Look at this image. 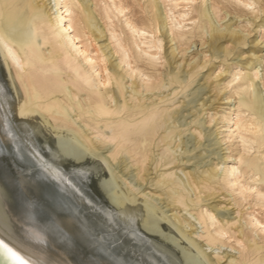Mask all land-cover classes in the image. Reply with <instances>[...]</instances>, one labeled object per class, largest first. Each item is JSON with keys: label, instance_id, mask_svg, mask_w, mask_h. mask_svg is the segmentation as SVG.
<instances>
[{"label": "bare ground", "instance_id": "bare-ground-1", "mask_svg": "<svg viewBox=\"0 0 264 264\" xmlns=\"http://www.w3.org/2000/svg\"><path fill=\"white\" fill-rule=\"evenodd\" d=\"M34 1L36 4L39 3L36 8L29 4L28 10L23 7L21 10L16 11L18 3L23 4V0H0V245L7 244L20 257L19 260H13L5 249L0 247V264H138V262L139 264H184L181 257L172 250L170 245L162 242L151 232L158 230L157 225H159V222L158 219L156 220L148 214L149 205L146 202H144L145 205L142 203L143 206L136 205L133 207L127 205L126 201L133 203L129 200V197H126L124 201L123 197L115 193L112 197H108L107 201L100 194V190L98 191L92 183L90 188H92L93 193H90L85 185L87 172L83 169L82 163L69 164L68 160L64 158L68 155L64 153L61 147L55 146L50 139L44 137L42 135L43 131L37 124L38 122H32V119L39 121L43 128L53 129L55 127L60 129L62 126L68 125V115H71L69 112H72L75 105L81 111H84L86 106H90L87 113L95 121L103 116L110 115V113L116 115L117 112L124 109L125 102L118 104L116 110L112 111L105 108L104 102L110 101L112 98L116 101L114 97L122 95L123 89L118 81H115L117 89L114 94L112 90L106 88V85L109 84V77L121 64H125L128 69L125 65L124 68L131 73L137 71V75H141L143 78L140 77L142 82L139 83V86L134 87L132 85L134 87L132 91H136L138 87L146 90L159 88V85L154 83L158 82L160 77L158 70L153 71L151 74H143L138 67H131L132 61H128L131 58L129 57V51L132 57L138 61L143 60V55L151 57L157 55L156 52L161 47L160 37L166 38L168 26L170 27L169 31L173 33L171 24L174 20L176 23L173 27H179L184 25L186 21L189 22L195 19L194 17L189 18V14L185 10L188 7L192 8L191 4L194 0H162L163 3L171 2L173 6L170 4V11L178 9L177 14L173 17L166 14L165 22L157 14L158 16L154 15L155 17L148 20L147 24L144 22L136 24L129 17L127 18V14H124L127 8L121 0H101L104 1L101 13L106 20V26L113 27V16L121 17L124 20H120L115 27L120 28L123 32H128L126 41L131 42V48L128 49L127 44L121 40L120 34L117 33V29H109V39L116 42V45L112 48L113 52L110 51L109 54V51L105 53L108 44L105 46L100 44L97 46V50H92V44L88 43L89 40L87 41L86 36H92L93 29H91L92 24L88 21V15L92 9H89L86 0ZM235 1H239V4L240 2L243 3L246 7L247 5L251 6L253 3L250 0ZM214 7L217 8L215 4ZM195 12L194 15L200 20L203 16L202 11L195 10ZM49 16H53V18ZM48 24H51L54 32L49 31ZM202 27L198 25L197 28ZM43 29L48 32L43 31ZM218 31L215 30L212 33L208 42V50L216 58L222 51L224 40L227 39L232 43L241 40L237 32L227 36ZM36 33L42 39L41 44L43 40L59 37L60 42L57 41V44L60 47L57 53L46 55L44 51H41L42 48L40 49L38 46L40 41L39 43L36 41ZM183 35H178V41H181ZM93 39L96 40L97 38L93 37ZM169 42H172V39ZM143 44H148L149 49L153 48L157 51L152 53L145 48H141ZM61 50H66L69 55L60 54L59 51ZM98 50L101 52L99 58L103 62L100 65L98 64L99 58L95 55ZM114 53L119 54V61L115 63L112 60ZM168 54L171 56L170 59L174 60L176 58L173 47ZM80 64L86 70L82 71ZM150 65L152 64L150 63ZM248 65L250 64L248 63L246 66ZM195 68L196 66L192 65L191 72ZM255 73H250L251 75L248 78H236L237 74H234L231 79V81L239 79L236 85L233 84L235 89L232 94L239 96L238 92L244 90L243 97L241 96L239 101L237 100L238 108H235L234 118L220 117L224 121L222 132H227L229 135V137H224L223 142H226L225 139L228 138L234 139L239 145V149H235L237 150V157L230 158L226 156L225 159L228 160L225 161L224 159L223 163L225 164L222 168L224 170L221 182L225 185L229 184L233 188L232 192L236 190L243 201L251 196L252 199L255 197L256 201L253 205L262 210L264 208V185L258 188V185L241 182L240 180L247 172H253L255 176L259 173L258 179L254 182L264 183V171L262 172L259 168L258 160H246L244 158L254 144L258 145L256 148L264 146L262 145L264 143V135L262 134L264 122L263 120L255 122L252 117L247 116L248 118L244 119L238 115L240 112L239 107L252 110L253 116L260 114V108L258 109L255 106L253 99L247 96V92H245L251 86L250 81L256 78ZM62 75L66 76V80L62 79ZM7 76L10 78V83ZM177 79H174L176 83ZM151 81H153L152 85H148ZM187 82L184 79L179 84L182 85L183 83L186 87ZM64 83L69 84L78 91H83L85 98L82 97L83 99L76 101L75 104L73 100L77 99L76 94L68 90L69 92L64 93V99H55L54 94L62 92L61 86ZM111 94H113V97ZM53 95L55 96L54 99L52 98ZM130 96H132L131 93ZM205 104V101L200 103L199 110ZM196 109H192L193 112H196ZM131 115H140V120L131 125L141 132V134L137 132L133 134L137 140V146L145 143L142 148L150 146L157 129L162 126V123H156L157 115L151 110L139 109L133 111ZM170 115L173 116V114ZM56 121L61 122L58 127L54 124ZM102 123H104L103 127L107 128L110 125H115L114 136L111 139L116 138V135L120 132H123L125 136L130 133L127 127L122 126L124 125L123 121L108 122V120H105ZM78 128L80 129L79 126ZM169 133H164L161 136L156 144L157 147L161 141L168 138ZM82 140L92 145L90 136L83 135ZM120 142H122L121 139ZM182 143L184 142L182 141ZM180 144H177L178 149H182L184 146L181 147ZM161 150L160 157H162L163 151L170 152L171 148L167 144ZM109 155L110 157L114 156L112 152ZM163 156L165 155L163 154ZM99 159L102 166L108 167V159L102 157ZM176 161L170 159L164 164L172 165L176 164ZM177 162L176 166L173 167L175 172H162L148 180L149 187L152 186L155 189L153 195L161 191L157 194V197L164 195L165 199H172L171 196L175 193L173 189L163 192L165 189L162 190V186L172 184L171 178L176 174V171H180L185 175L186 184L193 191L215 176L213 167H195L185 172V168L180 164L182 160L179 159ZM231 162L243 164L244 170L241 171ZM141 181L144 183L143 179ZM137 189L135 188L134 191H137ZM172 201L174 200L172 199ZM217 208L222 207L212 205L209 208L206 207V209L202 207L196 212L197 219L203 225L205 231L197 237L205 241L207 245L214 247L216 245L222 246L227 240L233 238L236 246H238L237 248H241V251H239L241 258L245 260L248 254L245 251V242L241 240L242 237L235 238L232 235L226 237L236 221L225 217ZM190 213L192 212L190 211ZM215 214H218V217ZM161 218L172 228H169V231L175 233L184 243H188L190 251L196 249L199 256L197 258H200L204 264H211L212 262L213 264L239 263L231 255L225 258L215 253V256L212 257L215 259H212L209 256L207 257L203 251L198 250L197 242L193 239L194 234H197L195 228L192 227L193 225L185 223L184 219L181 221L180 216L173 217L163 212ZM247 219L246 225H251L264 235V221L258 219L254 214H250ZM180 221L185 223L186 229L181 226L183 223ZM235 236L237 235L235 234ZM117 237L120 238V242H117ZM263 263L264 256L256 258L252 262V264Z\"/></svg>", "mask_w": 264, "mask_h": 264}, {"label": "rangeland", "instance_id": "rangeland-1", "mask_svg": "<svg viewBox=\"0 0 264 264\" xmlns=\"http://www.w3.org/2000/svg\"><path fill=\"white\" fill-rule=\"evenodd\" d=\"M23 1V4L18 3V9L16 11L21 10L23 7H25V10H28L29 4L36 8L39 4H36L34 0ZM86 1L89 9H92L88 15V21H90L92 24L91 29H93V34L92 36H86L87 41L89 40L88 43L92 44L91 49L97 50L98 45L102 44L105 46L108 44L105 53L108 51V54L110 51L113 52L112 48H114L116 42H114L112 39H109L110 32L108 30L111 28L117 29V33L120 34L121 40L126 43L127 48L130 49L131 42L126 41L128 32H123L120 28L115 27L119 24L120 20L124 19L113 16L114 25L113 27H108L106 26V20L101 13V7H103L104 1ZM121 1L122 4L127 8V11H125L124 14H127V18L129 17L136 24H140L142 22L147 24L148 20H151L152 17H155L157 14L161 16L165 22L166 14H168L170 17H173L178 11V9H172L170 11V4L172 3H163L162 0ZM250 1L253 3L251 6L247 5L246 7V5L243 3L240 2L239 4V1L235 0H194V2L191 4L192 8L188 7L185 10L188 12L189 18L194 17L195 19L189 22L186 21L184 23V25L186 24L185 27L184 25L173 27V25L176 23L174 20V22L171 24L173 33L172 31H169L170 27L168 26V35L166 38L163 36L160 37L161 47L158 49V51L153 48L149 49L148 44L141 45V48H145L152 53L157 51L156 53L160 57L157 55L154 57L143 55V60L138 61L132 57V54L129 51V57L131 58L128 59V61H132L131 67H138L143 72V74H151L153 71L158 70L160 77L158 82L156 81L154 83L159 85V88L146 90L144 88L138 87L136 91H132L135 86H139V83L142 82L141 80L143 78L141 75H137V71L131 73L130 71L126 70L127 67L125 64L124 65L126 68H124V65L121 64V68L120 65L119 68L113 71L114 76L112 75L109 77V84L106 85V88L112 90V93L114 94L117 89V86H115V81H118L121 83L123 89L122 95H117L114 97L116 98V101L112 98L110 101L107 100L104 102L105 108L110 111L116 110L118 104L125 102L124 109L117 112L116 115L110 113V115L103 116L101 119H96V121H99L96 122L92 117L88 116L89 113L87 112L90 110V106H86L84 111H81L75 105L72 112H69L71 115H68V125L62 126L60 129L55 127H53V129L48 127L43 128L39 121L32 119V122H38L37 124L43 131H41L42 135L50 139L52 144L55 146L59 148L61 147L64 153L68 155L67 157H64L65 160H68V163L71 162V165H75L76 162L82 163L81 165L83 169H85L87 172L85 185L90 193H93L92 188H90V184L92 183V185L98 189V191L100 190V194L107 201V198L112 197L113 193H115L123 197L122 199L124 201L126 200V197H129V200L133 203L126 201L127 205L133 207L136 205L143 206L144 202H146L149 205L148 209H150H147L149 212L148 214H150L153 218H156V220L158 219L157 221L159 222V225H157L158 230L156 232H151L155 237L162 240V242L170 245L172 250L181 257L184 264H204V262L200 258H197L199 256L197 255L196 249L190 251L187 242L184 243L176 236L175 233H173L171 230H168L170 227L165 222V220L163 221L161 218L163 212L167 215H172L173 217L180 216L181 221L184 219L185 223L187 222L188 224L193 225L192 227L195 228L197 233L196 235L194 234L193 239L195 242H197L198 250L203 251L207 257L209 256L212 258L215 256V253L219 254L221 257L224 256L225 258L231 255L239 261L237 264H252L256 258L264 256V235L258 230L254 229L251 225H246V221L248 220L247 218L250 216V214H254L258 219L264 221V208L261 210L258 206L253 205V203L256 201L255 197L252 199L251 196L247 200H241V197L236 190V192H232L233 188L229 186V184H226L228 185L226 186L221 182V176L224 170L222 168L225 164L223 163L224 159L226 156L230 158L237 157L236 151L239 149V145L234 139L228 138L225 139L226 142H223L224 137H229V135L227 132H222L224 129L222 127V125H224L222 118H234L236 114L235 110L238 108L239 98L241 96L243 97L244 90L238 92L239 96L236 95L238 98L232 94L235 89L234 85L239 82V79L231 81L234 74H237L236 78H248V76L251 75L250 73L256 72V78H253L250 81L251 86L246 89L245 92H249V94L246 93V95L253 99L255 106L258 109L260 108V114L258 116H253L252 110L239 107V113L243 115L239 113L238 115L244 119L248 118L247 116L252 117L255 119V122H259L261 120L264 122V0ZM255 2L257 5L254 4ZM213 3L217 6V8L214 7ZM195 10L202 11L203 16L200 18V20L196 18V15H194L196 14ZM49 17L53 18V16ZM198 25L203 27L198 29ZM48 28L49 31L54 32V28L51 26V24H48ZM215 30H220L221 32H218L224 33L227 36L230 34L233 35V33L237 32L241 37V40L236 41L235 43L227 41V39L224 40L222 42V51L219 53L217 58L216 56L214 57L213 54H211L208 50L209 38ZM43 31L48 32L46 29H43ZM179 34H184L181 38V41H178ZM93 37L97 39L94 40ZM171 39L172 42H169ZM36 41L37 43L40 41L38 46L40 49L42 48L41 51H44L46 55H51V53L56 54L58 48L60 47V45L57 44V41L60 42V38L57 36L54 39L43 40V43L41 44L42 39L39 34L36 33ZM201 43L203 44L201 45ZM61 46L63 47V45ZM172 47L174 50V55H176L174 60L170 59L171 56L168 54ZM99 52L100 50H98L95 54L98 58L101 54V52ZM59 53L69 55L66 50H61ZM100 59L101 58L98 59L99 65L103 63ZM112 60L114 63L118 62L119 54L114 53ZM150 63L153 66L150 65ZM248 63L250 65L246 66ZM192 65L196 66L197 69L195 68V70L191 72ZM82 66L83 65L80 64V69L82 71L86 70V68ZM191 73H193V75H191ZM130 74L131 76L129 77ZM189 74L191 77H189ZM175 78H178L177 83L174 81ZM9 79L10 78L7 76L8 82L10 81ZM62 79L66 80V76L62 75ZM184 79L185 82L188 81L186 87L183 83L182 85L179 84V82L184 81ZM152 83L153 81L149 82L148 85H152ZM61 88L62 92L55 93L54 95L56 98L53 95V99H64L63 97L66 91H71L72 93L76 94L77 99L73 100L75 104L77 103L76 101H81L83 98H85V93L83 91H78L76 88L71 87L67 83H64ZM130 93L132 96H130ZM113 94H111V96ZM258 97L261 99V101ZM201 101H205L206 104L202 109L199 110V105L202 103ZM139 109H143L144 111H153V113L157 115L156 123H162V126L157 129L156 134L151 141V143L154 145L151 144L146 148H142V146H144L146 143L137 146L138 143L133 134L135 132L141 134V132L135 127L131 126L140 120V115H131L133 111H138ZM192 109H196V112H193ZM170 114H173V116ZM105 120H108V122L123 121L124 125L122 126L127 127L130 130V133L128 136H125L123 132H120L116 135V138L111 139L114 136L115 125H110L108 128L103 127L104 123H102V121L104 122ZM54 124L58 127L61 122L56 121ZM167 132H170L168 138H166L164 141H161L157 147L156 144L160 140L161 136ZM262 134L264 135V131H262ZM83 135L90 136L92 139V145L82 140ZM120 139L122 142H120ZM181 140L184 143H182ZM103 142L104 144H102ZM179 143H181V147L184 145L182 149L177 148V144ZM167 144L170 146L171 150L170 152L163 151L165 156L162 154V157H164L162 158L159 156V153L162 152L161 148L165 147ZM256 145L257 144H254L253 146L255 147L252 146L248 150L247 155L244 158L246 160L257 159L260 166L259 168L263 172L264 146L256 148L258 147V145ZM262 145H264V143ZM111 152L114 154L113 157H110L109 155ZM100 157L108 159V167L101 165L99 159ZM170 159L177 161L181 159L182 162H180V164H182V166L185 168V172H188L195 167H213L215 176L207 180L203 185H199L198 189L193 191L189 188L188 184H186L187 179L185 175L180 171H176V174L171 178L172 184H165L162 186V190L165 189L163 192L173 189L175 193L171 197L174 201L169 198L165 199L164 195L157 197V194H159L161 191L153 195L155 189L152 186L149 187L148 180L162 172H173L175 170L173 167L176 166L178 162L176 161V164L172 165L164 164ZM226 160L228 159H225V161ZM234 162H231V164ZM233 165L237 166L241 171L244 170L243 164L234 163ZM254 174L255 173L253 172H247L242 178H240L241 182L258 185V188L261 187V185L263 186L264 183L262 184L258 181L254 182V180L258 179L259 173H257L256 176ZM140 179H143L144 183H142ZM135 188H138L137 191H134ZM198 192H200V194H198ZM144 195L146 196L144 197ZM212 205L222 207L217 208L218 211L224 214L225 217L236 221L234 227L230 228L231 230L228 231L226 237L228 235H232L235 238L242 237L241 240L245 242V251H247L248 254L245 257V260L241 258V255L239 254L241 248H237L238 246H236L235 240H233V238L227 240L222 246L216 245L214 247L207 245L205 241L197 237V235H201L205 231L203 230V225H201L197 219L196 212L202 207L203 209H206V207L209 208ZM190 211L192 213H190ZM216 216L218 217V214ZM185 223L181 224V226L186 229ZM234 230H236V232H234ZM235 234L237 236H235ZM230 248H233L231 249L232 251ZM211 264H213V262Z\"/></svg>", "mask_w": 264, "mask_h": 264}, {"label": "snow or ice", "instance_id": "snow-or-ice-1", "mask_svg": "<svg viewBox=\"0 0 264 264\" xmlns=\"http://www.w3.org/2000/svg\"><path fill=\"white\" fill-rule=\"evenodd\" d=\"M69 164H71V162H69ZM116 239H117V242H120L119 237H117ZM0 247H3L5 249V251L9 254L11 259H13V260H19L20 259V257L17 255V253L15 251H13L12 248L9 247L7 244L0 245ZM138 264H139V262H138Z\"/></svg>", "mask_w": 264, "mask_h": 264}]
</instances>
